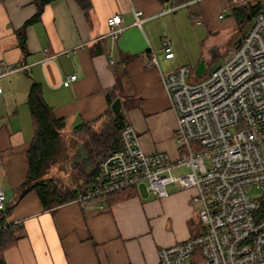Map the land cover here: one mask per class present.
<instances>
[{"label": "crops", "instance_id": "obj_1", "mask_svg": "<svg viewBox=\"0 0 264 264\" xmlns=\"http://www.w3.org/2000/svg\"><path fill=\"white\" fill-rule=\"evenodd\" d=\"M166 1L92 0L86 14L76 0H52L37 20L26 23L37 12L33 0H0V66H22L0 77V189L4 209L10 207L5 221L18 225L19 236L5 249L6 264H160V247L200 233L199 203L192 200L196 189L176 183L168 184L163 197L148 191L142 180L134 194L123 199L73 198L45 207L33 189L19 198L28 173L26 151L34 135L27 103L32 82L41 85L54 115L65 119L68 134L81 122L102 125L109 107L107 93L114 91L145 152L165 151L172 157L180 153L173 137L176 114L159 69L150 62L154 50L159 65L161 60L171 62L169 70L191 63L189 56L177 58L174 49L172 58L160 50L154 25ZM133 9L143 11L146 19L141 25L135 24ZM116 13L124 29L113 38L107 18ZM23 25L26 52L18 35ZM73 73L77 78L64 85L63 79ZM77 149L70 170L78 171L85 161L92 167L89 146ZM187 170L174 168L178 173ZM75 178L74 184L83 183Z\"/></svg>", "mask_w": 264, "mask_h": 264}, {"label": "built area", "instance_id": "obj_2", "mask_svg": "<svg viewBox=\"0 0 264 264\" xmlns=\"http://www.w3.org/2000/svg\"><path fill=\"white\" fill-rule=\"evenodd\" d=\"M167 1L159 14L199 0ZM133 12L135 24L141 25L146 19L143 11ZM107 24L113 38L124 29L119 13L109 16ZM161 44L165 57H174L171 38L163 35ZM150 62L159 69L176 114L173 137L180 153L172 157L165 151L145 152L137 130L126 121L120 146L99 160L93 181L74 200H103L142 180L158 197L168 194L170 183L195 188L192 200L199 203L201 231L160 247V264H264V213L259 212L264 196V4L239 45L228 50L224 61L204 78L188 81V65L164 71L154 50ZM20 67L4 63L0 77ZM76 78V73L70 74L62 83L69 85ZM180 166L188 170L175 172ZM252 187L260 194L251 195ZM4 208L0 189V210Z\"/></svg>", "mask_w": 264, "mask_h": 264}, {"label": "trees", "instance_id": "obj_3", "mask_svg": "<svg viewBox=\"0 0 264 264\" xmlns=\"http://www.w3.org/2000/svg\"><path fill=\"white\" fill-rule=\"evenodd\" d=\"M33 1L37 5V12L27 20L26 23L37 20L44 6L52 0ZM76 1L83 8L84 12L88 14L92 7V0ZM177 1L182 2L185 0ZM245 2L246 1L241 2V5H234L232 8V14L237 23L245 18H251L257 9L264 4V2H258L256 4L246 5ZM25 25L18 30L23 52H26L24 40ZM115 88L118 87L116 86ZM116 97L117 94L114 91L112 93H107L109 107L103 115L104 121L100 127H94L93 120L81 122L74 127L76 131L83 130L88 133V146L90 151L88 161L92 162V167L88 168V163L86 161L78 166L77 176L82 178L83 183L71 186L65 184L63 180L52 172V168L58 162L59 157H61L65 134H67L64 132L65 119L54 115L52 108L43 97L41 85L38 82H32L27 95V103L33 118L34 135L26 151L28 173L26 179L19 187V198L27 191L33 189L39 195L43 205L45 207H51L73 199L82 185L85 186L93 181L97 173V164L99 160L120 146V130L126 122V114L123 109L117 114H114L112 111L111 103ZM72 182L76 183L78 180L75 178L74 180L72 179ZM133 194L134 187L129 186L113 192L105 198L118 195L117 199H123ZM9 209L10 207L0 210V264H6L4 257L5 249L13 245L19 237L15 234L18 225L13 222L8 223L5 221ZM259 212L264 213V196L260 197Z\"/></svg>", "mask_w": 264, "mask_h": 264}, {"label": "rangeland", "instance_id": "obj_4", "mask_svg": "<svg viewBox=\"0 0 264 264\" xmlns=\"http://www.w3.org/2000/svg\"><path fill=\"white\" fill-rule=\"evenodd\" d=\"M245 1L246 5L264 2V0ZM167 5H169L168 1L165 2V6ZM234 5H241V2L199 0L189 5L179 6L174 11L161 13L156 17L154 27L160 46L162 36L167 35L173 42L172 47L177 53V58L185 59L188 56L191 58V63L187 60L191 66H189L191 74L188 81L193 82L206 76V74L201 76L194 74V67L199 62L203 61L205 67L212 64L211 60L222 63L226 52L234 47V40L243 35L252 25L253 16L239 23L236 22L232 14ZM162 6L164 7V4ZM223 6L227 7V11L222 10ZM220 12L223 13L222 17L218 15ZM196 19H200L201 22L198 23ZM160 50L164 51L162 47ZM160 66L164 71L172 68L171 62L166 60H161ZM63 144L61 157L52 168V172L65 184L73 186L75 182L73 183L72 179L77 177V171L74 167L70 170V166L75 163L73 159L78 146L88 147V133L83 130L67 133ZM70 158L72 162H69ZM249 192L253 196L260 194V190L256 187H252Z\"/></svg>", "mask_w": 264, "mask_h": 264}, {"label": "water", "instance_id": "obj_5", "mask_svg": "<svg viewBox=\"0 0 264 264\" xmlns=\"http://www.w3.org/2000/svg\"><path fill=\"white\" fill-rule=\"evenodd\" d=\"M242 39V34L238 36L236 40H234V46L237 47ZM219 64V61H215L213 64H211L208 68L205 67V63L203 61L199 62V64L196 67V75L201 76L205 72L210 73L212 69H214ZM122 103L121 99L119 97L115 98L111 103V109L114 112V114L119 113L121 110Z\"/></svg>", "mask_w": 264, "mask_h": 264}]
</instances>
